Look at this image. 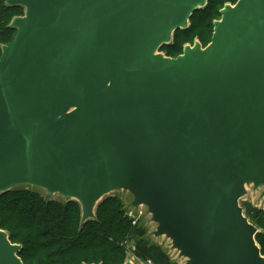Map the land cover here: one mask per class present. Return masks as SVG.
Listing matches in <instances>:
<instances>
[{
  "label": "water",
  "instance_id": "95a60500",
  "mask_svg": "<svg viewBox=\"0 0 264 264\" xmlns=\"http://www.w3.org/2000/svg\"><path fill=\"white\" fill-rule=\"evenodd\" d=\"M0 193L146 208L185 264H264L239 200L264 197V0L225 4L210 42L158 52L208 0H4ZM0 229V264H24ZM124 264H134L131 259Z\"/></svg>",
  "mask_w": 264,
  "mask_h": 264
},
{
  "label": "trees",
  "instance_id": "16d2710c",
  "mask_svg": "<svg viewBox=\"0 0 264 264\" xmlns=\"http://www.w3.org/2000/svg\"><path fill=\"white\" fill-rule=\"evenodd\" d=\"M214 1L208 0L203 8L195 10L186 29L174 31L171 42L162 46L167 55L169 51L182 50L178 37L184 38L200 27L215 7ZM19 8L22 6H10L0 0V54L2 45L10 42L15 31L10 22L16 14L13 16L11 11ZM214 14H218V9ZM195 15L198 26L193 22ZM212 26L209 20V29ZM81 214L76 200L43 197L26 187L0 193V229L8 234L11 243L21 245L17 255L24 264H32L28 263L32 258L34 264H124V242L133 228L120 199L105 196L97 204L93 219L82 222ZM255 240L264 255V232H258Z\"/></svg>",
  "mask_w": 264,
  "mask_h": 264
},
{
  "label": "rangeland",
  "instance_id": "374dc122",
  "mask_svg": "<svg viewBox=\"0 0 264 264\" xmlns=\"http://www.w3.org/2000/svg\"><path fill=\"white\" fill-rule=\"evenodd\" d=\"M236 1L237 0H215V7L210 10V16L208 15L204 19V22H201V26L196 27L192 33H189L188 36L184 38L178 37V41L182 43V50L178 52L169 51V55H167L166 47H162L159 48L158 52L168 57H176L178 53H182L183 48L186 45L193 46L195 42H198L202 47L207 46L212 36L210 30L213 31V26L210 29L208 27L209 20H211L212 23L219 20V11L223 8V5H234ZM217 9L218 14H214ZM11 12L13 16L14 14H16V16H22L24 14V7L13 9ZM196 17L197 16L195 15L193 22L197 25L198 21L196 20ZM16 187H26L39 192L43 197H47L46 191L39 187L22 185ZM262 190L263 187L261 186L254 188L252 184H249L246 186V194L239 200V204L242 207L245 216L257 227L259 233L264 232L262 227L263 223H261L263 222L262 219H264V197L262 196ZM110 195H114L120 199L124 208V215L128 217L127 213L129 210L133 209L130 207L132 195L124 190L112 191ZM48 198L65 201V198H61L59 194L52 195ZM130 223L133 231L127 241L124 242V260L131 259L134 264H185V258H179L177 251L171 249V242L168 238L165 236L155 237L152 234V231L156 228V224L152 222L151 215L145 207L144 214L139 218L138 223L133 225L131 219ZM13 244L20 245L19 243ZM28 263L34 264L35 258L30 259Z\"/></svg>",
  "mask_w": 264,
  "mask_h": 264
},
{
  "label": "built area",
  "instance_id": "2783aa9c",
  "mask_svg": "<svg viewBox=\"0 0 264 264\" xmlns=\"http://www.w3.org/2000/svg\"><path fill=\"white\" fill-rule=\"evenodd\" d=\"M144 214V208L139 207L137 209H131L127 213V216L131 219L133 225H136L139 221V218Z\"/></svg>",
  "mask_w": 264,
  "mask_h": 264
}]
</instances>
